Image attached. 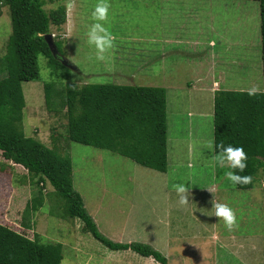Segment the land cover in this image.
<instances>
[{"label":"rangeland","instance_id":"1","mask_svg":"<svg viewBox=\"0 0 264 264\" xmlns=\"http://www.w3.org/2000/svg\"><path fill=\"white\" fill-rule=\"evenodd\" d=\"M97 2L44 5L67 9L66 22L51 27L65 58V82L165 87L167 149L178 154L168 153L167 171L160 172L119 152L70 141L65 109L56 114L45 102L44 84L53 78L44 56L38 60L40 80L22 84L25 133L71 158L74 188L106 237L148 243L167 264H264V168L252 188L241 189L224 178L227 166L212 159L217 91L264 89L259 1L106 0L108 15L101 23L114 46L103 61L86 37ZM11 30L4 6L0 56ZM25 173L0 151V222L16 229L30 223L42 242L62 243V264H161L132 250H110L83 231L80 219L60 215L58 201L48 195L49 183L42 189L44 206L32 209L40 188L22 181ZM188 180L190 203L181 206L172 185ZM213 198L235 211L232 231L211 214Z\"/></svg>","mask_w":264,"mask_h":264},{"label":"trees","instance_id":"2","mask_svg":"<svg viewBox=\"0 0 264 264\" xmlns=\"http://www.w3.org/2000/svg\"><path fill=\"white\" fill-rule=\"evenodd\" d=\"M257 1L264 72V0ZM46 2L0 0V8H9L12 25L6 53L0 56V151L8 162L26 170L20 177L22 181L40 188L31 200L32 209L44 206L46 196L42 189L49 183L53 190L48 195L58 201L62 210L59 214L80 219L83 231L107 248L132 250L167 264V258L148 243H124L106 237L74 188L71 158L57 146L49 147L28 136L23 129L26 101L22 84L40 80L38 60L44 56L53 78L44 84L45 102L56 114L65 109L70 141L113 150L146 167L167 171L166 88L65 82L68 75L61 70L65 59L62 49L53 37L58 50L55 57L45 35L51 33L52 26L58 29L66 22L67 9L59 4L46 10ZM250 91L220 89L214 98V151L217 153L215 146L222 143L243 147L247 154L246 168L238 174L251 176V181L236 185L241 189L252 188L259 169L264 168V91H251V95ZM30 225L25 223L24 228L16 229L0 222V264H62L63 244L42 242Z\"/></svg>","mask_w":264,"mask_h":264},{"label":"clouds","instance_id":"3","mask_svg":"<svg viewBox=\"0 0 264 264\" xmlns=\"http://www.w3.org/2000/svg\"><path fill=\"white\" fill-rule=\"evenodd\" d=\"M109 5L106 0H98L91 17L94 21L86 32L87 43L94 46L96 50V59L103 61L105 53L113 48L114 37L107 27L101 22L106 21L108 15ZM54 37V35H53ZM254 91V90H253ZM250 95L252 92L250 91ZM206 147L212 149V142L209 141ZM217 154L212 157L220 166H227L228 171L224 172V178L231 185L247 184L251 181L249 175H239L246 168L247 154L243 147L233 146L232 144H217ZM191 182L188 180L187 182ZM184 181L176 182L172 185L173 190L177 195V202L181 206L188 205L190 190L192 182L189 184ZM207 189V188H205ZM210 191V189H207ZM211 192V191H210ZM211 214L218 218L217 222H222L225 229L232 231L237 222L235 211L227 204L216 202L215 199L211 201ZM206 214V213H205Z\"/></svg>","mask_w":264,"mask_h":264},{"label":"water","instance_id":"4","mask_svg":"<svg viewBox=\"0 0 264 264\" xmlns=\"http://www.w3.org/2000/svg\"><path fill=\"white\" fill-rule=\"evenodd\" d=\"M45 40L48 43L52 53L54 54V56L58 55V50L57 47L55 45L54 39H53V34L52 33H47L45 35Z\"/></svg>","mask_w":264,"mask_h":264},{"label":"crops","instance_id":"5","mask_svg":"<svg viewBox=\"0 0 264 264\" xmlns=\"http://www.w3.org/2000/svg\"><path fill=\"white\" fill-rule=\"evenodd\" d=\"M67 34V33H66ZM66 36V35H65ZM216 84H218V81H215V83H214V86H216ZM264 91V89H261V90H257V89H254V88H252V90L251 91ZM167 120H168V111H167ZM167 143H168V139H167ZM168 153H169V156H171V155H177L178 153L177 152H175V150L174 151H172V154H171V151L168 149ZM217 154V153H216ZM168 164H169V160H168Z\"/></svg>","mask_w":264,"mask_h":264}]
</instances>
